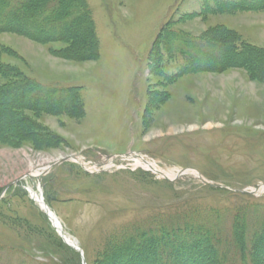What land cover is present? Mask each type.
<instances>
[{
	"label": "rangeland",
	"instance_id": "rangeland-1",
	"mask_svg": "<svg viewBox=\"0 0 264 264\" xmlns=\"http://www.w3.org/2000/svg\"><path fill=\"white\" fill-rule=\"evenodd\" d=\"M84 2L98 41L91 61L56 54L66 43L0 33L7 66L0 82L18 73L45 87L77 88L85 110L80 119L24 113L56 137L44 144L10 110L6 126L0 122V264H60L30 232L60 238L33 195L86 264L122 230L188 218L195 206L225 211L226 228L237 212L264 217V55L244 56L248 68L176 79L174 63L166 58L171 64L161 68L149 59L167 23L195 39L234 37L264 53V10L182 19L198 10L197 0Z\"/></svg>",
	"mask_w": 264,
	"mask_h": 264
},
{
	"label": "trees",
	"instance_id": "trees-1",
	"mask_svg": "<svg viewBox=\"0 0 264 264\" xmlns=\"http://www.w3.org/2000/svg\"><path fill=\"white\" fill-rule=\"evenodd\" d=\"M197 1L198 10L183 15L182 19L204 18L227 11L264 10V0ZM172 25L167 23L160 29L149 51L150 63H159L161 68H168L171 64H165L166 58L174 63L175 72L169 78L248 68L250 64L244 56L251 54L257 58L264 55L260 49L234 37L195 39L173 30ZM80 32L86 35V42L81 39ZM0 33L17 35L40 44L66 43L62 52L56 54L67 60L85 62L98 57L94 23L84 0H0ZM6 70L7 66L0 62V77ZM9 78L0 82L2 126L4 123L6 126L8 121L5 119L12 115L20 125L35 129L37 139L44 144L54 142L56 137L31 122L24 113L73 119L84 117L79 89L45 87L18 73ZM27 137L33 136L29 133ZM189 212L193 213L188 216L195 219L184 218L185 214L183 219L168 218L147 228L122 230L120 235L109 239L106 251L95 264H259L264 258V217L252 219L237 212L230 217L226 228L224 219L228 214L225 211L213 208L201 211L195 206V210ZM30 232L42 239L46 244L43 243V249L57 256L60 264H80L79 255L52 230L49 234Z\"/></svg>",
	"mask_w": 264,
	"mask_h": 264
},
{
	"label": "water",
	"instance_id": "water-1",
	"mask_svg": "<svg viewBox=\"0 0 264 264\" xmlns=\"http://www.w3.org/2000/svg\"><path fill=\"white\" fill-rule=\"evenodd\" d=\"M185 173H186V172H180V173L178 174L177 177H180V178H181V177H184L185 175H187V174H185ZM202 182H203L204 184H207V185L213 187V188H220V189H222V190H228V189L225 188V187L218 186V185H214V184H210L209 182H205L204 180H202ZM45 208H46V210L48 211V208H47L46 206H45ZM44 214L46 215V217H47L48 220L50 221L51 226H52V227L56 230V232L59 234V236H60V238L62 239V241H63L67 246H69L70 248H72L74 251H76V252L80 255V257H81V262H82V264H84V261H83V258H82V254H81L80 249H79L76 245H74V244H70L68 241H66V239H65V237L62 235L61 231H58V230L55 228V226L53 225V222H51L49 215H47L46 212H44Z\"/></svg>",
	"mask_w": 264,
	"mask_h": 264
},
{
	"label": "bare ground",
	"instance_id": "bare-ground-1",
	"mask_svg": "<svg viewBox=\"0 0 264 264\" xmlns=\"http://www.w3.org/2000/svg\"><path fill=\"white\" fill-rule=\"evenodd\" d=\"M34 199H37V203L40 205V207L47 213V215H49L51 222H53V225L55 226V228L58 231H61L62 235L65 234L63 233V230L61 228V223L60 221L57 219V216L54 215V213H52L50 210H46L45 205L42 202V199H39L38 197H36L35 195H33ZM66 241H68L70 244H73L71 241H69L66 237H65Z\"/></svg>",
	"mask_w": 264,
	"mask_h": 264
}]
</instances>
